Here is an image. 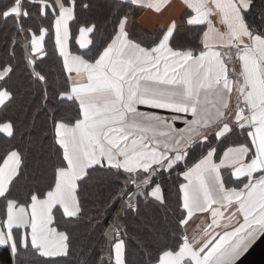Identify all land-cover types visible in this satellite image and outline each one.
Returning <instances> with one entry per match:
<instances>
[{"label":"snow or ice","instance_id":"snow-or-ice-1","mask_svg":"<svg viewBox=\"0 0 264 264\" xmlns=\"http://www.w3.org/2000/svg\"><path fill=\"white\" fill-rule=\"evenodd\" d=\"M165 3L0 0L11 264H133L132 245L135 264H244L264 243V0H182L146 34L137 16ZM53 30L59 68L45 71Z\"/></svg>","mask_w":264,"mask_h":264},{"label":"trees","instance_id":"trees-1","mask_svg":"<svg viewBox=\"0 0 264 264\" xmlns=\"http://www.w3.org/2000/svg\"><path fill=\"white\" fill-rule=\"evenodd\" d=\"M27 23V22H26ZM43 26H47V24H44ZM70 30L72 32H76V25L74 22H70ZM157 32V31H155ZM31 33H28V36L30 37ZM7 39V37H5L3 35V32L0 31V52L4 51L5 45L3 43V41ZM24 40L23 37L20 38L19 42L17 45H15V47L18 49V56L19 57H23L24 52L22 49V44H23ZM70 47L74 50V48L76 47V45H74V43H70ZM45 51L47 52V57L43 58L42 62L39 64V67L45 71H52V70H58L59 68V60H58V52L54 51V30L51 34L47 35L45 37ZM38 60H40L41 58L38 57ZM25 64L24 59H21V67L22 65ZM3 115L6 116H13V112L9 111L7 113H4ZM6 141L5 139H0V150H2L4 147H6ZM197 153H193L192 156L189 158V163L192 162V160L196 157ZM179 180V178L175 175V173H173L172 176V180L168 181V187L173 191V193L175 192L176 188H177V183L176 181ZM89 207H91V204H89ZM55 226V224H54ZM87 229V225L86 224H80L76 226V231L78 233H80L81 235H83L86 232ZM23 231V230H21ZM90 239H95L97 241V249L93 252V254L90 256V259L92 261H96L98 259L99 256V246L103 243V237L100 236V229H97L96 232L93 234V236ZM135 246L132 245L129 249V259L131 261H133V264H135V261L140 259L142 256V253H140L139 255H137L138 250H135ZM0 264H11V257L9 255V253L3 248L0 247ZM106 264V262H105Z\"/></svg>","mask_w":264,"mask_h":264},{"label":"crops","instance_id":"crops-1","mask_svg":"<svg viewBox=\"0 0 264 264\" xmlns=\"http://www.w3.org/2000/svg\"><path fill=\"white\" fill-rule=\"evenodd\" d=\"M183 10L184 6L182 0H166V3L162 6L160 12H156L154 9H144L137 16V23L146 34L154 33L155 31L166 28L169 22L173 18L178 17ZM232 67V65H229L230 76ZM180 126L181 125L177 124V127ZM196 224H200L201 227L205 226L204 218L200 215L193 218V221H191L189 225L190 235L196 234L193 232ZM244 264H264V243L257 244L245 259Z\"/></svg>","mask_w":264,"mask_h":264},{"label":"water","instance_id":"water-1","mask_svg":"<svg viewBox=\"0 0 264 264\" xmlns=\"http://www.w3.org/2000/svg\"><path fill=\"white\" fill-rule=\"evenodd\" d=\"M22 49H23V47H22ZM23 52H24V50H23ZM25 61V63H26V60H24ZM130 188H131V186H130ZM105 262H107V258H105Z\"/></svg>","mask_w":264,"mask_h":264}]
</instances>
